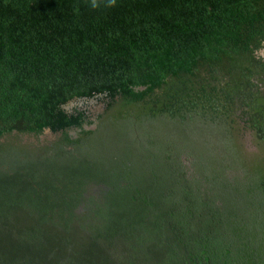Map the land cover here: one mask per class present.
Here are the masks:
<instances>
[{"label":"trees","instance_id":"trees-1","mask_svg":"<svg viewBox=\"0 0 264 264\" xmlns=\"http://www.w3.org/2000/svg\"><path fill=\"white\" fill-rule=\"evenodd\" d=\"M263 47L264 0H0V264H264ZM158 118L260 154L192 173L169 148L140 169L89 155L106 123Z\"/></svg>","mask_w":264,"mask_h":264},{"label":"rangeland","instance_id":"rangeland-1","mask_svg":"<svg viewBox=\"0 0 264 264\" xmlns=\"http://www.w3.org/2000/svg\"><path fill=\"white\" fill-rule=\"evenodd\" d=\"M258 56L264 59V47L258 52ZM95 114H101V104H95ZM96 124V123H95ZM89 130H95L96 125ZM134 130L128 123L116 126L106 123L104 129L92 138L91 146H87L89 155L105 168H113L111 160L114 158L129 161L134 169L147 167L149 156L161 149H174L182 155L181 159L192 173L193 159L196 161H208L209 166L215 164L213 161H226V165L239 168L243 165L241 158H238L236 149H240L247 158H254L260 151L254 144L250 134L233 132V139L230 141L222 127L215 125L206 126L195 120L186 122H174L165 118L146 120L138 124ZM70 136H77L70 133ZM138 137V138H137ZM60 138H50L43 135L35 139L32 137H19L17 141L28 148V150H40L44 147L54 146ZM138 142L144 145L145 149L138 146ZM155 143V145H151ZM149 153V155H147ZM94 191V190H93ZM98 192L97 190L94 191Z\"/></svg>","mask_w":264,"mask_h":264},{"label":"clouds","instance_id":"clouds-1","mask_svg":"<svg viewBox=\"0 0 264 264\" xmlns=\"http://www.w3.org/2000/svg\"><path fill=\"white\" fill-rule=\"evenodd\" d=\"M83 6L91 10H107L116 6L117 0H81ZM79 10V5L74 6V11Z\"/></svg>","mask_w":264,"mask_h":264},{"label":"water","instance_id":"water-1","mask_svg":"<svg viewBox=\"0 0 264 264\" xmlns=\"http://www.w3.org/2000/svg\"><path fill=\"white\" fill-rule=\"evenodd\" d=\"M102 108H104L103 107V105L101 106ZM92 128V127H91ZM90 127H85V130H89V129H91ZM44 135L45 136H49L50 138H61V133H58V134H56V135H54V134H52L51 132H49V131H46L45 133H44Z\"/></svg>","mask_w":264,"mask_h":264}]
</instances>
